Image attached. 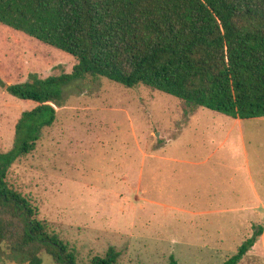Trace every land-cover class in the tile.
I'll return each instance as SVG.
<instances>
[{"label": "rangeland", "instance_id": "obj_1", "mask_svg": "<svg viewBox=\"0 0 264 264\" xmlns=\"http://www.w3.org/2000/svg\"><path fill=\"white\" fill-rule=\"evenodd\" d=\"M75 65L0 25V154L35 106L3 85L70 74ZM62 99L53 126L7 180L76 251L77 264L109 248L118 264H223L255 228L264 230V118L191 112L174 97L105 78L74 81ZM239 264H264V243Z\"/></svg>", "mask_w": 264, "mask_h": 264}, {"label": "trees", "instance_id": "obj_2", "mask_svg": "<svg viewBox=\"0 0 264 264\" xmlns=\"http://www.w3.org/2000/svg\"><path fill=\"white\" fill-rule=\"evenodd\" d=\"M0 25L76 61L70 74L3 85L31 102L0 154V264H77V253L38 219V211L7 180L32 154L63 106V88L105 78L138 86L231 119L264 118V0H0ZM0 80V84H1ZM263 234L241 243L223 264H239ZM109 248L89 264H118ZM168 264H178L173 257Z\"/></svg>", "mask_w": 264, "mask_h": 264}, {"label": "crops", "instance_id": "obj_3", "mask_svg": "<svg viewBox=\"0 0 264 264\" xmlns=\"http://www.w3.org/2000/svg\"><path fill=\"white\" fill-rule=\"evenodd\" d=\"M239 122L238 119H233ZM252 208V207H251ZM257 242H260L261 244L264 243V230H263V234L261 235V237L258 239ZM255 246V245H254ZM254 246L251 248V250L254 248Z\"/></svg>", "mask_w": 264, "mask_h": 264}]
</instances>
